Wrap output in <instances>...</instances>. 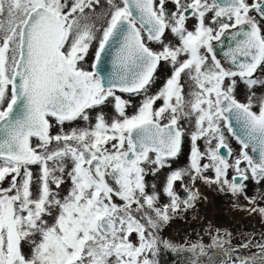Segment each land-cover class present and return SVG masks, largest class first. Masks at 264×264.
Returning <instances> with one entry per match:
<instances>
[{
	"label": "snow or ice",
	"instance_id": "6c2138e0",
	"mask_svg": "<svg viewBox=\"0 0 264 264\" xmlns=\"http://www.w3.org/2000/svg\"><path fill=\"white\" fill-rule=\"evenodd\" d=\"M172 2L169 15L165 0H0V264H159L161 245L177 250L161 225L199 196L175 190L186 176L264 214L245 196L250 179L264 182V98L254 108L255 93L235 95L238 79L264 86L254 78L264 67V0ZM108 54L110 71L100 67ZM162 62L170 75L151 92ZM118 92L142 100L129 112ZM110 101L116 116L101 111L93 122L89 113ZM81 120L88 126L64 130ZM182 120L191 124L188 166L157 190L148 168L155 175L179 156ZM225 130L240 145L235 157Z\"/></svg>",
	"mask_w": 264,
	"mask_h": 264
},
{
	"label": "flooded vegetation",
	"instance_id": "af4514ba",
	"mask_svg": "<svg viewBox=\"0 0 264 264\" xmlns=\"http://www.w3.org/2000/svg\"><path fill=\"white\" fill-rule=\"evenodd\" d=\"M165 9L169 15L171 14L172 11H175V5L173 4L172 0H165ZM209 15H211V14H209ZM192 24H194V20H192L190 18L188 21L189 27H191ZM165 36H166L167 41H172L173 43L175 42V38H174L173 34H171L170 32H166ZM150 46L153 47L154 49L158 48V45H156L154 42H150ZM218 53H219V49H218ZM170 72H171L170 65L162 62L161 65L159 66V68L157 69L156 84H154L152 86L150 91L154 92L159 86H161L162 83L164 82V80L170 75ZM254 78H256L257 80H264V67L257 69L256 73L254 74ZM182 83H184V85H185V92L187 93L188 91H190L191 82L187 76L182 77ZM225 83L227 84L228 81H225ZM253 93H255V97H254V108H255L256 106H258V101L260 99L264 98V86L257 85V86L250 89L246 84L239 81V79H238L236 92H235V95H236L238 100H240L241 102H246L248 97L251 96ZM117 94L121 95L122 98L129 100L130 103H134L135 106L138 105L142 100V96H132L128 93L121 94L119 92ZM108 103H110V102H108ZM130 103H129V105H130ZM160 103H161V101H157V105H159ZM100 108H98L96 110H99ZM112 109H114V107L111 108L110 110H112ZM127 111L131 112V109H127ZM50 119L53 122L54 127H53L52 131H53V134H55L56 131L58 130V126L55 125L54 118H50ZM225 136H226V140H227L229 147L232 149V156L235 157L240 151V145H239L238 141H236V139L234 137H232L231 134L229 132H227L226 130H225ZM188 139H190V138L185 133L184 141H183L182 148H181V153L179 154L178 157H176L173 160H170L168 162L171 165V167H165L163 169H160V171L157 172L155 175H153L151 173V169L148 168L149 174L146 175V177H145V181L148 185H155L156 189L160 190L166 182L167 175L172 170L185 168L188 166L190 153L186 154V151H183V146H188V143H189V145L191 143ZM34 143H35V141H34ZM198 143L201 145L200 146L201 151H204L205 147H206L204 141L201 140ZM224 153H226V150L224 151ZM250 154H252V153H250ZM205 162H207V161H201V163H205ZM32 170H33L34 176L36 174H38V167L37 166H33ZM205 174L208 176L213 175L211 171H209ZM233 174H234L233 172H229L230 177ZM201 181H202V179L197 180L195 182V184H193L194 187L192 189L196 190L197 189L196 187L198 184V187L200 188L201 192H205V193L209 194V192H206L203 189V187L201 185ZM181 183L186 184V187L188 186L187 176L185 177L183 182L177 181L174 185V188L180 194L181 199H186L189 195V191H188V189L182 188ZM203 183H204V181H203ZM176 185H178V186H176ZM7 186H8V180L7 179L2 184H0V187H7ZM33 187H35V185ZM149 190H151V189H149ZM33 192L35 194V192H36L35 188H33ZM212 196H213V204L216 206L218 204L217 198L215 197V194H213V193H212ZM245 196L248 198L254 197L256 199V202L263 201V203H258L257 206H264V182H262L260 184H256L254 181H252L250 179L247 182V188L245 191ZM198 198L201 199V203H202V197L200 194H199ZM237 198L240 199L241 197L238 196ZM243 199H245V198H243ZM245 200L248 201L247 199H245ZM196 201L198 202V199ZM196 201L194 202V205L190 208L183 209V206H182L181 212L174 213V214L170 213L171 219L166 224L161 225L159 233H158L161 240H166V241L173 243L174 245H176L177 250H171L168 248H164L163 245H161V251L157 256V260L159 261V264H192L189 262V258H188V251H189V247H190L188 245V242H192V244H193V243H196V242H194L195 240L199 239L198 235H201V234H199L195 231L196 226L192 225L190 227L191 229L188 230V234L185 236H179L176 233H171V232H169V229L167 232L166 228H164V226L169 224L168 227H171V226L176 225V224H181L182 222H186V223L191 222L192 219L196 218L197 213H194L193 214L194 216H191L188 219H183L184 216L180 215V214L181 213L185 214L187 212V210H194L195 206L197 205ZM166 202H167V197L162 195L161 199H160V203L163 204ZM244 204H247L248 211H250L249 209H251L252 205L249 204V206H248V203H246V202H244ZM200 205H197V208ZM197 208H196V210H197ZM196 210H195V212H196ZM214 212H215L214 214L220 215L218 210H215ZM204 219H205V222H207L209 224L208 232H210L212 225L214 227L218 224V222L215 220L211 222V218L207 214H204ZM208 234L211 235L210 241L212 243L219 240V237L217 236L216 232H213V234H210V233H208ZM202 237H204V236H202ZM180 241H184V242H180ZM217 254H218V252H217ZM250 260H252V259H250ZM255 260L258 261V259H255ZM242 261L243 260L241 259V260H239V262L233 261V263H230V264H235V263L242 264ZM196 262H197V264L203 263V261H201V260L200 261L197 260Z\"/></svg>",
	"mask_w": 264,
	"mask_h": 264
},
{
	"label": "rangeland",
	"instance_id": "374dc122",
	"mask_svg": "<svg viewBox=\"0 0 264 264\" xmlns=\"http://www.w3.org/2000/svg\"><path fill=\"white\" fill-rule=\"evenodd\" d=\"M103 2V0H102ZM102 10L98 9L97 13L99 14ZM102 22V19L97 20V27L100 26V23ZM94 48L95 44L93 45V48L89 50L88 56L85 58L86 62L84 64V67L90 68L91 63L94 58ZM135 107L134 103H130L128 109L133 110ZM113 108V102L110 101V103H107L104 106H101L99 110H95L89 113L92 121L94 122L95 116L99 112H103L105 115L106 120H111L116 116L115 110ZM89 122L85 121H77L73 122L70 125L72 127H86L88 126ZM69 124H66L65 126H70ZM181 125L185 128V133L188 135V132L191 130V124L186 121L182 120ZM64 130H66L64 128ZM190 141V139H188ZM191 142V141H190ZM199 144V143H198ZM201 145L199 144V147ZM191 151V143L189 145L188 143V150H186V154L190 153ZM229 172H232L229 170ZM188 179V177H187ZM197 184V183H196ZM185 189H192L193 183L188 179V186L186 187V184H184ZM201 185L203 189L206 192H209L210 195L215 194V197L217 198L218 204L215 207V210H218L220 215L214 214L213 217L210 216L211 222L217 221L218 224L216 226L210 229V234H213V232L217 233V236L219 237V240L212 243L210 241L211 235H207L202 237L201 235H198L197 240H195L193 243L194 245L202 244L204 246V249L208 253L204 251V254L200 257L193 256L191 259H189V262L194 264H197V260L203 261L202 264H230L234 262H239V260H243V262H246V264H260V260L262 257H264V252H262V248H264V214L259 212H252L248 211L247 204H244V202L248 203L245 199L242 197L239 199L237 198V195L230 194L227 189L221 190L218 185L216 184H205L203 183V180L201 181ZM178 186V185H176ZM36 189V187H33ZM68 188V183L66 182L64 185H61L60 193L61 195L66 194V189ZM197 188V187H196ZM53 189L55 190V186H53ZM208 194V193H207ZM200 200V201H199ZM197 202V201H196ZM201 199L198 198L197 205H200ZM258 203H263V201H258ZM197 205L195 206L194 210H187L185 214L181 213L180 215H183V219H188L191 216H194L195 210L197 208ZM246 211V212H245ZM181 212V211H179ZM232 212H245L246 215L239 218V223H242L245 225V229H239L236 225L233 223V214ZM206 216V215H205ZM233 220V221H232ZM210 223V222H209ZM169 225V224H168ZM168 225H165L164 228H166V231L169 232L170 229L174 226L168 227ZM173 233V232H171ZM184 242V241H180ZM192 242H188L189 251L191 246L193 245ZM246 245V247H245ZM216 247L217 249H215ZM188 251V253H189ZM218 252V254H217ZM198 254V252H196ZM249 259V260H248ZM252 259V260H250ZM255 259H258L256 261Z\"/></svg>",
	"mask_w": 264,
	"mask_h": 264
},
{
	"label": "bare ground",
	"instance_id": "6f19581e",
	"mask_svg": "<svg viewBox=\"0 0 264 264\" xmlns=\"http://www.w3.org/2000/svg\"><path fill=\"white\" fill-rule=\"evenodd\" d=\"M196 190H198V193L202 197V203H200L201 205L198 206L195 212L197 213V215L195 214L196 218L192 219V221L189 223L182 222L181 224H176L170 229L171 232L176 233L179 236L187 235L188 230L191 229L190 227L192 225L196 226L195 231L201 234L202 236H207L209 233L208 232L209 224L205 222L204 214H209L211 217H213L215 213L214 212L215 207L213 204V196L205 192H201L200 188L198 187V184H197ZM232 214H233V220H234L233 224L236 225L239 229H245V225H243L242 223H239V218L246 215V213L245 212H232Z\"/></svg>",
	"mask_w": 264,
	"mask_h": 264
},
{
	"label": "water",
	"instance_id": "95a60500",
	"mask_svg": "<svg viewBox=\"0 0 264 264\" xmlns=\"http://www.w3.org/2000/svg\"><path fill=\"white\" fill-rule=\"evenodd\" d=\"M100 67L102 70H105V69L109 70V71L111 70V54H108L104 57ZM102 74H103V72H102ZM221 151H222V153H224L225 150L222 149Z\"/></svg>",
	"mask_w": 264,
	"mask_h": 264
},
{
	"label": "trees",
	"instance_id": "16d2710c",
	"mask_svg": "<svg viewBox=\"0 0 264 264\" xmlns=\"http://www.w3.org/2000/svg\"><path fill=\"white\" fill-rule=\"evenodd\" d=\"M65 129L67 130V126H65ZM186 150H188V146H183V151H186ZM214 248L217 249L216 247H214ZM204 251H205L206 253H208V250L206 251V250L204 249ZM204 251H203V253H200L199 251H197L198 254H197L196 252L189 251V253H188V258L191 259V257H193V256H197V257H200V258H201V256L204 254ZM201 260H202V259H201ZM235 264H239V263H235Z\"/></svg>",
	"mask_w": 264,
	"mask_h": 264
}]
</instances>
